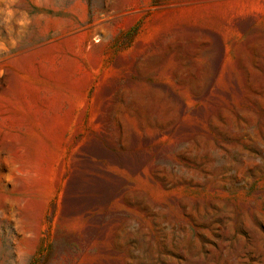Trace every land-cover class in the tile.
Here are the masks:
<instances>
[{
    "label": "rangeland",
    "instance_id": "rangeland-1",
    "mask_svg": "<svg viewBox=\"0 0 264 264\" xmlns=\"http://www.w3.org/2000/svg\"><path fill=\"white\" fill-rule=\"evenodd\" d=\"M0 264H264V0H0Z\"/></svg>",
    "mask_w": 264,
    "mask_h": 264
},
{
    "label": "trees",
    "instance_id": "trees-1",
    "mask_svg": "<svg viewBox=\"0 0 264 264\" xmlns=\"http://www.w3.org/2000/svg\"><path fill=\"white\" fill-rule=\"evenodd\" d=\"M96 193H97V191H95ZM92 198H95V197H92ZM97 198V197H96ZM92 200V199H90V198H88L87 196H84V195H79L77 198H75L74 199V202L76 203V204H78V205H80L81 203H80V201H84V200ZM68 213H69V211H68ZM71 213V212H70Z\"/></svg>",
    "mask_w": 264,
    "mask_h": 264
}]
</instances>
